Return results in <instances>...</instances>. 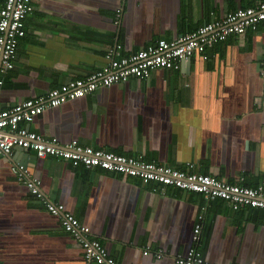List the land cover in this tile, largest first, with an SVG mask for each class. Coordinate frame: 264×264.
I'll use <instances>...</instances> for the list:
<instances>
[{
    "label": "crops",
    "instance_id": "crops-1",
    "mask_svg": "<svg viewBox=\"0 0 264 264\" xmlns=\"http://www.w3.org/2000/svg\"><path fill=\"white\" fill-rule=\"evenodd\" d=\"M255 2L33 0L13 67L0 74V106L85 78L102 68L116 42L128 54ZM207 53L144 79L100 86L19 125L60 144L76 140L178 169L192 163L196 172L256 186L264 174V29L229 34ZM12 165L37 176L44 195L87 225L116 264H177L174 256L193 245L197 222L194 246L207 263L264 264L261 208L233 209L219 198L18 148L0 155V264H84L80 245L16 179ZM157 250L164 255L152 256Z\"/></svg>",
    "mask_w": 264,
    "mask_h": 264
},
{
    "label": "built area",
    "instance_id": "built-area-1",
    "mask_svg": "<svg viewBox=\"0 0 264 264\" xmlns=\"http://www.w3.org/2000/svg\"><path fill=\"white\" fill-rule=\"evenodd\" d=\"M33 8V0H3L0 7V74L4 75L13 67L19 39L25 34L24 20ZM121 11L115 14V23L120 22ZM264 29V0H256L253 6L237 8L222 18L206 22L195 30L173 40L158 39L134 52L123 53L118 42L104 54L102 68L89 73L85 78L73 79L48 90L45 96L26 99L10 108L0 106V155H9L16 147L31 149L36 156H53L66 160L72 165L84 168H100L116 172L123 177H134L142 182H155L182 190L200 193L206 200L219 198L233 209L251 206L264 210V174L256 186H248L240 181H225L210 174L193 170V164L178 169L168 165L148 161L142 155H122L99 148L82 146L76 140L60 144L54 138L29 130L19 125L29 123L47 108L57 107L68 100L91 95L100 86H109L126 81L130 77L138 80L146 78L155 68H178L179 62L199 54L208 58L207 50L224 40L229 34H242L245 29ZM264 64V59H263ZM3 80L0 78V89ZM11 172L25 184L29 193L37 198L53 216L59 218L62 228L68 232L83 250L84 264H116L98 239L89 236V227L82 224L72 213L65 210L62 203L47 198L41 190V180L29 176L21 165H12ZM200 223L191 230L193 245L183 254H176L177 264H209L194 246L198 241ZM149 255V249L143 250ZM162 257L163 251L152 254Z\"/></svg>",
    "mask_w": 264,
    "mask_h": 264
},
{
    "label": "water",
    "instance_id": "water-1",
    "mask_svg": "<svg viewBox=\"0 0 264 264\" xmlns=\"http://www.w3.org/2000/svg\"><path fill=\"white\" fill-rule=\"evenodd\" d=\"M185 60H189V58H187V59H185ZM181 61H182V60H181ZM16 148H18V149L21 150V151H22V150H25V151L28 150V149H25V148H22V147H16Z\"/></svg>",
    "mask_w": 264,
    "mask_h": 264
}]
</instances>
